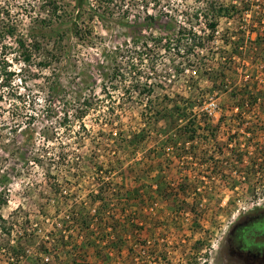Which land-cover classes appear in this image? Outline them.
<instances>
[{"label":"rangeland","instance_id":"rangeland-1","mask_svg":"<svg viewBox=\"0 0 264 264\" xmlns=\"http://www.w3.org/2000/svg\"><path fill=\"white\" fill-rule=\"evenodd\" d=\"M105 1L0 0V264H247L226 241L264 209V0ZM182 28L186 58L158 40Z\"/></svg>","mask_w":264,"mask_h":264},{"label":"trees","instance_id":"trees-1","mask_svg":"<svg viewBox=\"0 0 264 264\" xmlns=\"http://www.w3.org/2000/svg\"><path fill=\"white\" fill-rule=\"evenodd\" d=\"M91 1L97 6H102L104 3H107V1H105V0H91ZM120 1L121 0H119V3H120ZM77 7H80V6H77ZM126 7L128 8L127 5H126ZM71 8L74 9V8H76V6L75 7L73 6ZM42 11H45L47 16L50 18H52V17L53 18L63 17V18H61V20L63 19V21H64V19H68L67 18V16H68L69 19H71V21L74 22V25L76 26V29L74 31L75 37L78 40L82 39L80 36L81 30H80V28H78L75 20H73L74 19L73 11L68 12L67 8H65V6L58 5L57 2H51L47 6H43ZM127 26L129 28H132V29H135V28L138 29V34L144 32V31H145V33L147 32L149 34L152 29L159 30V31L162 29V31L166 32V33L169 31H173V27L171 26V24L166 23V22L162 24L160 19H157L154 15H151V14H145V16L143 17V23L142 24L139 22H137V23L132 22L130 24H127ZM206 26L209 27L211 30H213V29H215L216 24L212 22V23L206 24ZM183 30H184L183 28L178 30L176 38H174L172 40H164L162 38H159L158 40L164 42L163 46H164L165 51H168V52L171 51L173 53V55L176 57L186 58L193 53L197 44H195V36L193 38L192 37L189 38L183 44L182 43V40L184 39ZM14 32H15L14 30L6 31L5 36H9L11 38H14V35H15ZM34 37H35V35L33 33H31L29 36H27V35L25 36V35L20 33L17 36V38L14 39L15 45L18 49L19 55L22 57V62L24 65L30 63L31 57L34 55V53H36V55H37L40 52L41 44ZM150 37H151V35H150ZM0 41H1V38H0ZM2 55H3V59H5L4 52L2 53ZM2 72L4 73V76L0 77V88H6L7 86L10 85V81H11L12 77L14 76V73L8 71L6 67L2 68ZM0 99H1V97H0ZM80 104L78 107L76 106V109H78V111H79V109H82V110H80L78 112V115L74 116L73 119L82 120L86 116V114L93 108L92 102L90 101L89 98H87V99L84 98L83 103L81 104V106H83V108H81ZM64 121L67 122L69 120L66 117L64 119ZM0 198H1V196H0ZM2 203L0 200V206L2 205ZM0 222L1 223L4 222V220L1 219V217H0Z\"/></svg>","mask_w":264,"mask_h":264},{"label":"flooded vegetation","instance_id":"flooded-vegetation-1","mask_svg":"<svg viewBox=\"0 0 264 264\" xmlns=\"http://www.w3.org/2000/svg\"><path fill=\"white\" fill-rule=\"evenodd\" d=\"M226 242L239 261L264 264V209L256 208L250 215L241 217Z\"/></svg>","mask_w":264,"mask_h":264},{"label":"built area","instance_id":"built-area-1","mask_svg":"<svg viewBox=\"0 0 264 264\" xmlns=\"http://www.w3.org/2000/svg\"><path fill=\"white\" fill-rule=\"evenodd\" d=\"M195 73V71L193 72ZM199 113L207 118H214V119H218V111H217V106L216 103L209 99L207 102H204L203 106L201 107V109L199 110ZM234 139V138H233Z\"/></svg>","mask_w":264,"mask_h":264}]
</instances>
